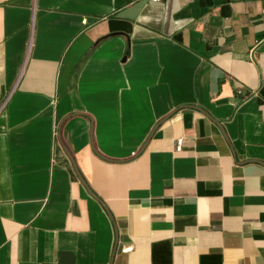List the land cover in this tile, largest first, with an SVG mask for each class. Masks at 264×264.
<instances>
[{
    "label": "crops",
    "instance_id": "crops-1",
    "mask_svg": "<svg viewBox=\"0 0 264 264\" xmlns=\"http://www.w3.org/2000/svg\"><path fill=\"white\" fill-rule=\"evenodd\" d=\"M262 7L0 0V264H264Z\"/></svg>",
    "mask_w": 264,
    "mask_h": 264
},
{
    "label": "built area",
    "instance_id": "built-area-1",
    "mask_svg": "<svg viewBox=\"0 0 264 264\" xmlns=\"http://www.w3.org/2000/svg\"><path fill=\"white\" fill-rule=\"evenodd\" d=\"M156 1V0H155ZM261 12L264 14V7L261 8ZM175 146L178 147L179 146V139H177V141H175ZM130 246H126V247H123V249H129Z\"/></svg>",
    "mask_w": 264,
    "mask_h": 264
},
{
    "label": "water",
    "instance_id": "water-1",
    "mask_svg": "<svg viewBox=\"0 0 264 264\" xmlns=\"http://www.w3.org/2000/svg\"><path fill=\"white\" fill-rule=\"evenodd\" d=\"M76 173H77L79 179L82 181V183H84L83 180H82V178H81V176L79 175V173L78 172H76Z\"/></svg>",
    "mask_w": 264,
    "mask_h": 264
}]
</instances>
